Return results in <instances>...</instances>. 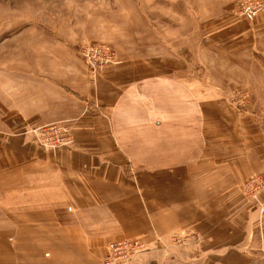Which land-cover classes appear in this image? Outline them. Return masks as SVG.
Returning <instances> with one entry per match:
<instances>
[{
    "label": "crops",
    "instance_id": "1",
    "mask_svg": "<svg viewBox=\"0 0 264 264\" xmlns=\"http://www.w3.org/2000/svg\"><path fill=\"white\" fill-rule=\"evenodd\" d=\"M142 63L68 70L0 121V264H103L128 239L149 248L135 264H264V214L240 192L264 171V117ZM25 121H68L73 144L44 149Z\"/></svg>",
    "mask_w": 264,
    "mask_h": 264
},
{
    "label": "rangeland",
    "instance_id": "2",
    "mask_svg": "<svg viewBox=\"0 0 264 264\" xmlns=\"http://www.w3.org/2000/svg\"><path fill=\"white\" fill-rule=\"evenodd\" d=\"M96 43L116 57L92 72L81 53ZM123 61L182 65L237 115L262 118L255 108L264 105V0H0V121L15 117L19 99L33 98L44 81L62 78L66 85L64 75L74 73L68 70L85 65L95 77ZM25 122L23 135L40 128ZM53 123L70 134L68 121ZM33 138L47 150L73 144L71 138L49 149ZM240 192L244 204L264 214V171L245 179Z\"/></svg>",
    "mask_w": 264,
    "mask_h": 264
},
{
    "label": "built area",
    "instance_id": "3",
    "mask_svg": "<svg viewBox=\"0 0 264 264\" xmlns=\"http://www.w3.org/2000/svg\"><path fill=\"white\" fill-rule=\"evenodd\" d=\"M81 54L92 72L102 70L114 59V56L116 57V52L110 46L100 43L85 45ZM68 128L64 124L52 123V125L33 130V135L46 148L53 149L71 142ZM146 250L143 243L134 239L113 241L107 247V253L102 263L133 264Z\"/></svg>",
    "mask_w": 264,
    "mask_h": 264
}]
</instances>
